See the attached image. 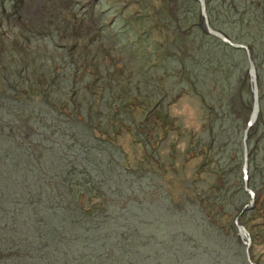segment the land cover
<instances>
[{
    "label": "rangeland",
    "instance_id": "374dc122",
    "mask_svg": "<svg viewBox=\"0 0 264 264\" xmlns=\"http://www.w3.org/2000/svg\"><path fill=\"white\" fill-rule=\"evenodd\" d=\"M222 2L229 37L252 48L259 72L262 111L247 142L256 202L240 221L252 234V260L264 264V0H236L243 21L235 20L232 0H207L209 13L213 8L221 18ZM209 19L218 27L215 16ZM201 23L197 0H0V97L8 96L0 102V134L12 133L34 149L29 135L40 130L42 118L52 123L53 116H80L94 123L97 150L104 148L98 154L115 166L113 175L97 170L86 177L87 188L100 197L85 194L81 203L102 202L94 207L108 209L125 179L135 176L148 193L138 188L133 195L127 188L129 199L146 206L172 195L167 205L185 204L192 223L203 221L208 231L236 238L235 218L251 201L249 192L233 195L231 187L242 177L243 131L253 106L249 62L246 51L206 34ZM151 64L157 67L149 70ZM215 115L219 128L212 134ZM216 185H222L220 193ZM206 192L226 198L227 205L221 208L224 201L214 203ZM20 198L12 209L26 206ZM199 202L205 211L191 210ZM22 231V240H35ZM235 238L230 243L237 250ZM186 246L191 257L197 247ZM242 249L239 264H250L245 244ZM8 253L0 249V262L12 261ZM198 253L186 264H204L205 247ZM213 255L219 261L218 252Z\"/></svg>",
    "mask_w": 264,
    "mask_h": 264
},
{
    "label": "trees",
    "instance_id": "16d2710c",
    "mask_svg": "<svg viewBox=\"0 0 264 264\" xmlns=\"http://www.w3.org/2000/svg\"><path fill=\"white\" fill-rule=\"evenodd\" d=\"M231 5L233 16H237L235 20L243 21L238 17L240 12L236 0H232ZM223 6L222 2L221 18L217 14L212 15L213 8L209 15L211 20L215 16L217 22H213L233 38L228 20H223L229 10ZM128 25L124 26L125 31L128 29L132 32L133 28ZM238 37L241 41L247 38ZM154 67L157 66L151 64L149 70ZM7 97L2 95L0 102ZM1 108L3 103L0 104V112ZM215 116L216 119H212L208 126L212 134L213 129L217 131L219 128L220 116ZM46 119L42 118L40 130L36 134L29 135L36 146L34 149L19 144L12 133L0 134V249L8 250L12 259L11 262L2 260L0 264H178L180 260V264H186V261L200 254V246L205 247L204 264H239L237 257L241 255L244 243L238 241V236L235 250L230 243L235 236L229 238L208 231L203 221H197L195 225L186 214L185 204L167 205V199L172 204V195H162L160 203L151 201L146 206L129 199L127 188L133 195L135 189L144 191L142 183H138L139 177L125 179L124 189L116 192L119 196L116 202L119 203H110L108 209L104 206L94 207L102 202L92 206L81 203L85 194L91 195L92 199L100 197L94 187L87 188L90 182L86 177L91 178L97 170L113 175L115 166L111 160L105 162L98 154L104 148L97 150L99 148L95 139H98V135L94 123L74 115L62 120L59 116H53L52 123L46 122ZM238 134H242L239 129ZM108 145L115 146L112 141ZM238 169L242 177L240 181L232 183L231 187L235 190L233 195L241 190L246 192L244 185L241 187L244 173L241 166ZM227 173H224V178ZM118 175L121 178L122 174ZM221 187L216 185L215 191L220 193ZM22 191L27 192V195ZM206 194V198L210 197L214 203L224 201L221 202V208L227 205L226 198ZM19 196L21 203L26 206L18 209V212L12 209L15 208L12 203ZM57 197L61 199L57 200ZM199 203L196 205L199 208L194 206L191 210L205 211V204ZM24 229L36 236L34 241L22 240ZM191 243L196 245L197 250H193L189 257L186 245ZM20 246L24 253L15 254L14 249ZM214 251L220 255L217 262H213Z\"/></svg>",
    "mask_w": 264,
    "mask_h": 264
},
{
    "label": "water",
    "instance_id": "95a60500",
    "mask_svg": "<svg viewBox=\"0 0 264 264\" xmlns=\"http://www.w3.org/2000/svg\"><path fill=\"white\" fill-rule=\"evenodd\" d=\"M200 3V11H201V26L203 32L210 36H215L220 41L225 42L232 48L236 49H242L246 51L247 54V61L249 62V67H248V76H249V83H250V93H252V109L250 113V119L248 121L247 127L243 131V147H244V163H243V173H244V189H246L247 192H249V195L251 197V201L243 205L242 209L240 210L241 212L239 215L235 218V224L237 226V233H238V238L241 243L245 244V252L247 253V259L250 264H258L252 260V253H251V247L253 245L252 242V234L251 232L247 229L246 225L240 221V218L244 212L247 210H250L254 207L255 205V196L256 192L254 189L249 187V147H247V142L249 139V131L250 128L253 126L254 123L257 122L259 116L261 115L262 111V105L260 104V99H261V93H260V82H259V72L257 71V62L253 58V51L252 48L247 44V43H242L239 41H233L229 35L225 31H221L214 27L211 24V21L209 19V11L207 10V0H197Z\"/></svg>",
    "mask_w": 264,
    "mask_h": 264
}]
</instances>
